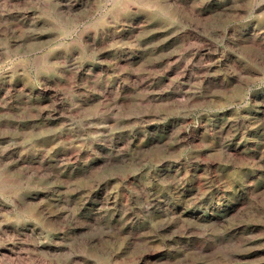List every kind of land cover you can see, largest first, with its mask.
I'll return each mask as SVG.
<instances>
[{
    "label": "rangeland",
    "instance_id": "1",
    "mask_svg": "<svg viewBox=\"0 0 264 264\" xmlns=\"http://www.w3.org/2000/svg\"><path fill=\"white\" fill-rule=\"evenodd\" d=\"M0 264H264V0H0Z\"/></svg>",
    "mask_w": 264,
    "mask_h": 264
},
{
    "label": "bare ground",
    "instance_id": "2",
    "mask_svg": "<svg viewBox=\"0 0 264 264\" xmlns=\"http://www.w3.org/2000/svg\"><path fill=\"white\" fill-rule=\"evenodd\" d=\"M62 2V1H61ZM196 215V214H195Z\"/></svg>",
    "mask_w": 264,
    "mask_h": 264
}]
</instances>
